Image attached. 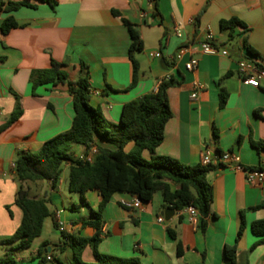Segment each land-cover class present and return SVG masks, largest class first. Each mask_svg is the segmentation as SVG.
I'll list each match as a JSON object with an SVG mask.
<instances>
[{
	"label": "crops",
	"instance_id": "crops-1",
	"mask_svg": "<svg viewBox=\"0 0 264 264\" xmlns=\"http://www.w3.org/2000/svg\"><path fill=\"white\" fill-rule=\"evenodd\" d=\"M27 1L36 8L3 13L0 19V227H14L16 221L9 207L15 205L19 190L13 174L18 152H38L47 140L68 131L74 119L68 87L43 85L33 90L31 74L49 68L55 60L68 64L66 70L75 81L81 74V63H85L91 74L90 104L100 108L110 123L119 122L127 102L155 92L163 80L173 76L182 82L168 90L172 118L165 126L156 155L188 165L200 164L207 150L215 156L232 152L240 158L239 166H215L217 170L208 175L214 190V217L206 231L190 223L185 210H174L167 219L164 211L172 208L163 207L158 192L150 203L132 209L122 202H131L135 197L119 192L103 213L98 251L139 257L143 264H223L224 246L237 243L238 264H264L262 237L251 231L253 222L264 220V184H250L246 177L247 170L264 167V150L255 147L258 143L264 145V78L256 88L246 84L239 73L243 60L264 67V0H58L55 8L39 0ZM7 16H13L21 27L4 35L1 26ZM123 18L137 26L144 44V51L136 54L140 73L132 88L133 68L128 54L131 38ZM232 18L245 24L236 29L234 37L220 27L221 21ZM177 26L182 29L181 37L174 33ZM208 35L220 51L227 50L229 55L204 54L201 43ZM247 46L258 56L251 54ZM181 49L187 51L178 60ZM156 53L161 57L151 56ZM192 59L198 60V66L190 71L186 64ZM195 83L201 89L193 99ZM222 90L228 94L224 107L220 106ZM18 108L22 111L19 120L2 131ZM95 141L108 148L99 137ZM132 147L129 144L127 150ZM86 152L83 145L72 148L75 158L84 157ZM143 154L146 158L152 156L148 151ZM63 167L69 170L70 164ZM68 185L69 181L68 193L63 191L61 178L56 187L47 181L26 187L31 197L50 201V211L65 224L67 234L91 238L96 231L83 226V221L92 219L101 195L98 191L86 192V205L79 194L70 193ZM17 214L22 221V211L17 209ZM160 217L163 222L158 221ZM242 220L245 229L237 242ZM49 222L54 225L49 217L44 228ZM14 233H0L4 249L0 257L11 250V245H2V241ZM43 244L47 246L40 256ZM59 244L51 246L44 241L36 251L15 254L29 264H48L55 262L53 250H58ZM178 244L183 249L180 256ZM254 244L258 245L253 249ZM59 252L63 264L73 263L71 248ZM82 259L96 262L91 246L86 247Z\"/></svg>",
	"mask_w": 264,
	"mask_h": 264
},
{
	"label": "trees",
	"instance_id": "trees-1",
	"mask_svg": "<svg viewBox=\"0 0 264 264\" xmlns=\"http://www.w3.org/2000/svg\"><path fill=\"white\" fill-rule=\"evenodd\" d=\"M39 1L49 4L52 8L58 5V0ZM23 7L36 8L27 0L18 2L0 0L2 14L15 12ZM114 14L118 17L122 16L118 11H114ZM122 20L131 38L128 54L133 68V81L130 86L132 88L136 85L140 73V63L136 59V54L144 51V44L137 26L126 18ZM20 27L13 16H7L2 21L1 29L3 34L7 35ZM220 27L222 31H229L230 36L234 37L236 29L245 27V24L238 18H232L221 21ZM247 50L258 56L250 46H247ZM67 66V63L52 60L49 68L31 74L33 90L43 85L68 87L73 97L74 119L68 131L47 140L38 152H18L13 174L19 183L15 204L22 211V221L15 233L2 241V245H11V250L0 257V264H14L15 251L30 249L33 242L41 237L47 218H53L55 227L59 229L58 221L48 207L50 201L46 198L31 197L26 185L47 181L56 187L65 163L70 164L68 185L70 193L79 194L86 205H88L85 200L86 192L98 191L101 195L100 206L97 211H92V219L83 221V226L95 229L93 237L71 236L61 231L63 241L57 248L61 252L67 248L73 250L72 264H143L139 257L124 258L98 251L104 226L103 213L111 198L119 192L128 193L143 204L150 203L154 195L160 192L163 207L172 208L177 212L194 207L200 215L199 226L206 231L210 218L214 217L212 212L214 190L208 181V175L217 168L213 165L204 166L201 163L188 165L173 157L155 154L156 149L163 143L165 126L172 118L168 90L180 86L182 82L173 76L163 80L155 92L127 102L122 108L119 122L110 123L105 119L100 108L90 104L91 74L88 66L81 63V74L75 81L71 80L66 70ZM257 68L264 70L261 65H257ZM226 76L228 74L224 77ZM220 97V106L224 107L228 98L225 90H222ZM21 115L22 111L18 108L1 130L10 127ZM95 137L113 144L116 148L99 146ZM129 144H133V147L128 151ZM74 145L86 147L87 152L83 158L73 156ZM255 147L259 151L264 150L262 143L255 144ZM93 148H96L97 153L93 161L88 162L86 158ZM145 151L150 152L152 156L144 157ZM244 229L245 223L242 220L237 242L243 236ZM251 231L254 235L262 237L264 243V220L253 222ZM257 245L254 244L252 248ZM46 246L47 244H43L40 247V256L43 255ZM88 246L94 251L95 263H87L82 259V254ZM182 253V245L178 244L177 254L180 256ZM237 253V243L225 245L222 253L223 264H238ZM59 264L63 263L59 262Z\"/></svg>",
	"mask_w": 264,
	"mask_h": 264
},
{
	"label": "built area",
	"instance_id": "built-area-1",
	"mask_svg": "<svg viewBox=\"0 0 264 264\" xmlns=\"http://www.w3.org/2000/svg\"><path fill=\"white\" fill-rule=\"evenodd\" d=\"M2 18V13L0 12V19ZM174 33L178 37H181L183 35L182 29L180 27L174 28ZM201 49L202 52L206 55H218L221 54L223 56H228L229 52L227 50L220 51L218 46L214 45L213 37L212 35H208L207 38L203 43H201ZM187 49H181L180 52L177 55V59H181ZM152 57H161L160 53L151 54ZM198 66V60L192 59L186 64V68L190 71H193ZM239 73L241 77L243 78L244 82L250 86L258 88L260 85V79L264 78V70H258L257 66L254 64L253 61H247L243 60L239 63ZM201 89V85L199 83H195L194 85V92L192 93V98H197L198 91ZM97 150L96 148H93L89 155L87 156V161L92 162L94 159V156L96 155ZM83 158V157H82ZM240 158L238 155L232 153V152H226L219 155H213L210 150H207L201 158V164L204 166H222V165H236L239 166ZM15 168V164L13 165V169ZM247 181L250 184L253 185H261L264 184V167H261L259 169H253V170H247ZM122 205L125 208H141L143 203L135 197L133 201H123ZM185 212L188 215V220L193 225H199V212L194 207H188L185 209ZM163 217H160L158 219L159 222H163ZM58 221V219H57ZM59 229L63 232H65V224L58 221ZM48 260H51L52 258L48 256Z\"/></svg>",
	"mask_w": 264,
	"mask_h": 264
},
{
	"label": "rangeland",
	"instance_id": "rangeland-1",
	"mask_svg": "<svg viewBox=\"0 0 264 264\" xmlns=\"http://www.w3.org/2000/svg\"><path fill=\"white\" fill-rule=\"evenodd\" d=\"M103 143L109 148V149H115L116 147L113 145V144H110L108 142H104ZM61 180L63 181V191L65 193H68V190H67V184H68V181H69V170L66 168V167H63V173H62V176H61ZM158 195H161L160 192H158ZM69 197V196H68ZM79 203V201H78ZM69 207V203L66 202V208L68 209ZM17 209L18 211H21V209L15 204V205H11L9 207V211L11 213V215L14 216V219L16 220L14 222V227H0V233L1 232H8L9 230H17L19 228V226L21 225V221H19V216L17 214ZM16 223V225H15ZM18 223V225H17ZM14 228V229H13ZM48 242L51 246L53 245H57L59 244L61 241H63V235H62V232L60 229L56 228L52 222H49L44 230H43V233L41 235V237L37 238L31 248L29 249L30 252H33V251H36L40 244L42 242ZM4 249H2V247L0 246V255L2 254ZM53 255L55 257V262H50L48 264H58V261L63 263L64 262V259L62 258L61 256V253L59 252V250L55 249L53 250ZM15 256V263L14 264H29L28 262H26L25 260H23L21 257H20V254H14Z\"/></svg>",
	"mask_w": 264,
	"mask_h": 264
},
{
	"label": "water",
	"instance_id": "water-1",
	"mask_svg": "<svg viewBox=\"0 0 264 264\" xmlns=\"http://www.w3.org/2000/svg\"><path fill=\"white\" fill-rule=\"evenodd\" d=\"M175 211L173 209H167L164 211V215L166 216V218H169V215H174Z\"/></svg>",
	"mask_w": 264,
	"mask_h": 264
}]
</instances>
